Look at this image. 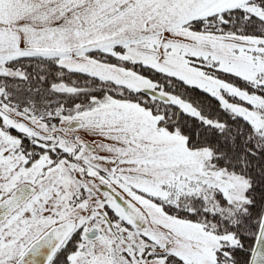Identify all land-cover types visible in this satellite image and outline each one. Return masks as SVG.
<instances>
[{
  "label": "snow or ice",
  "instance_id": "snow-or-ice-1",
  "mask_svg": "<svg viewBox=\"0 0 264 264\" xmlns=\"http://www.w3.org/2000/svg\"><path fill=\"white\" fill-rule=\"evenodd\" d=\"M0 264H264V0H0Z\"/></svg>",
  "mask_w": 264,
  "mask_h": 264
}]
</instances>
